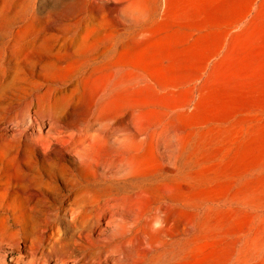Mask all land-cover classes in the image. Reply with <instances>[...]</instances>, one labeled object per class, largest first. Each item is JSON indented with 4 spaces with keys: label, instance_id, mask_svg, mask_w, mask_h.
Segmentation results:
<instances>
[{
    "label": "bare ground",
    "instance_id": "1",
    "mask_svg": "<svg viewBox=\"0 0 264 264\" xmlns=\"http://www.w3.org/2000/svg\"><path fill=\"white\" fill-rule=\"evenodd\" d=\"M181 1L173 0L171 7H167L163 13L180 8ZM204 2L197 9L188 8L190 4L184 3L185 11L182 12L185 17L202 20L207 25L208 11ZM121 14L142 25L143 29L134 37L124 40L112 61L106 62L105 67L87 81L85 93L80 96L77 107L84 110L100 100L96 117L100 124L105 125L116 114L126 118L125 124L132 131L119 138L104 135L105 132L78 135L77 138L65 135L63 129L58 130L53 123L56 108L48 105V121L36 120L33 133L38 137L32 140L29 149L23 151V156H27L24 165L30 171L40 172L37 164H46L44 171L48 174L56 168L60 169V180L72 194L66 217L77 231L69 233L58 224L42 225L40 221L26 236L36 238V242L30 239L29 244L21 241L19 235L22 226L13 217L16 223L7 224L5 230H1L0 238H7L18 252H21L24 244L32 253L31 259L34 257L36 261L35 256L39 258V263L32 260L28 264H264V179L260 176L255 181L246 179L247 174L254 175V171L264 172V151L249 165L246 161L251 145H255L257 140L256 134L248 144L237 141L232 145L233 159L219 170L220 173H214L212 167L213 128L210 123L214 104L213 85L219 82L220 87L225 88V76L229 72L210 70L206 63L198 76L184 74L192 72L195 67L192 55H163L168 46L166 40L159 38L148 41L145 36L144 27L149 14L146 0H123ZM236 27L222 32L225 41L242 33V30L234 33ZM107 33V29L102 30L101 22L93 23L78 41V49L100 46L106 41ZM28 101L27 104L31 105ZM162 116L168 119L160 134V145L155 148L154 136L147 140L144 127L159 123ZM47 124L51 132L45 134ZM177 126H182L185 131L179 139L180 145L190 147L192 155L198 159L196 174L189 173L187 179L171 182H146L158 174L161 165L156 153L161 147L166 150L170 146L168 132ZM74 137L75 140L70 141ZM34 148L39 155L33 154ZM53 151L70 158L68 164L53 159L50 156ZM69 165L83 172L78 182ZM18 170L19 174L35 178L29 171ZM66 172H71L73 178ZM4 176L8 184L17 174L11 168H5ZM97 178L124 182L139 180L141 184L134 191L118 193L110 189L100 194L86 186ZM38 179L41 180L40 185L49 183L41 174ZM253 182L256 184L252 186ZM234 184L240 186L233 187ZM14 193L18 194L19 190ZM40 195L41 187L35 191V196L39 198ZM213 198H220L225 204L245 207L254 214L238 216L232 215L233 210H230V213L217 216L206 210L199 216L196 211ZM174 211H179L183 220H170ZM241 217L244 226L237 224ZM214 230L220 231L218 234L221 238L238 231L244 236L243 244L237 250L239 240L223 244L222 240H217L218 234L214 235Z\"/></svg>",
    "mask_w": 264,
    "mask_h": 264
},
{
    "label": "rangeland",
    "instance_id": "2",
    "mask_svg": "<svg viewBox=\"0 0 264 264\" xmlns=\"http://www.w3.org/2000/svg\"><path fill=\"white\" fill-rule=\"evenodd\" d=\"M122 2L123 0H0V232L5 230L7 224L16 223L13 217L22 226V233L19 235L21 241L29 244L36 242V238L32 236L26 238V236L31 234L40 221L42 225L58 224L69 233L77 231L66 217L71 202L68 200H72V194L65 189L60 180V169L56 168L53 173L48 174L44 171L46 164H37L40 172L30 171L24 165L27 156H23V151L29 149L32 140L38 137L33 133L35 122L48 119L46 112L48 105L56 108L53 123L57 125L58 130L63 129L65 135H73L77 138L78 135L105 132L104 135L119 138L122 134L132 131L125 124L126 118L116 114L105 125L100 124L96 120L100 100L84 110L77 107L80 96L85 93L87 81L95 72L112 61L124 40L134 37L143 29L142 25L121 14ZM146 2L149 14L144 27L145 36L148 37V41L159 38L166 40L168 46L163 55L175 54L180 57L192 55V63L195 67L192 72L184 74L198 76L203 64L206 63L210 70L220 69L229 72L225 76V88H221L219 82L213 85L214 104L210 123L213 128V172L220 173V169L230 164L229 160L233 159L231 148L235 142L248 144L251 137L256 134L255 145H251V150L246 156L249 165L264 151V23L260 26H249L242 30V33L225 41L222 32L232 30L235 26H219V30L213 33L212 25H206L202 20L185 17L182 12L185 11V4L178 9L162 12L160 17H156L158 10L154 8L151 0ZM213 6L225 10L230 6V1L213 2ZM252 6L241 18L234 20L243 22L238 31L245 28L250 21H261L260 16L264 14V0H256ZM221 13L223 14L224 11L221 10ZM208 21H210L209 16ZM95 22L102 23V30L107 29L106 41L98 47L78 49V41L86 29ZM100 63L104 64L100 65ZM238 70L239 72L234 73ZM36 91L43 93L38 96ZM27 101L31 102V105L27 104ZM162 118L159 123L144 127V136L148 137L147 140L151 135L154 136L155 148L160 145L159 142L162 140L160 134L163 133L162 129L168 119L164 116ZM48 125L46 129L44 127L45 134L51 132ZM13 128L15 131L11 130ZM174 130L168 132L170 146L166 150L161 147L156 153V159L161 165L158 174L147 179L146 182H171L187 179L189 173L196 174L197 157L192 155L190 147L183 148L179 142L185 131L182 126H177ZM27 135L29 138H26ZM75 137L72 140L70 138V141H74ZM33 151V154L39 155L37 149L34 148ZM50 156L60 163L68 164L70 160L61 152L58 154L53 151ZM68 167L74 171L75 181L78 182L83 177V172L72 165ZM5 168H11L17 174L8 184L4 176ZM19 168L29 171L35 178L19 174ZM254 172L252 173L254 175L247 174L248 181H255L258 176L264 179V172ZM39 173L49 182L48 184H39L41 182L38 179ZM66 173L73 178L71 172ZM91 181L92 184L86 185L87 188L100 194H105L110 189L118 193L134 191L141 184L139 180L127 181V183L97 178ZM255 184L253 182L252 186ZM238 186L240 185L234 184L233 187ZM40 187L42 196L38 198L35 196V191ZM16 190H19L18 194L14 193ZM204 205L196 211L199 216L206 210L217 216L230 213V210H233L232 215L254 214L245 207L225 204L224 201L222 203L220 198H213ZM46 215H49L48 219ZM170 220H183L182 214L174 211ZM237 224L244 226L242 217ZM224 229L227 230L226 227ZM218 233L219 230H214V235ZM216 237L227 245L231 241L239 240L237 250L243 244L244 236L237 231L228 233L225 238H221L219 234ZM0 243V260H3L0 264H28V261H35L34 257L31 259L32 253L24 244L21 252H18L7 238H0ZM35 258H37L35 263H39V258L37 256Z\"/></svg>",
    "mask_w": 264,
    "mask_h": 264
},
{
    "label": "crops",
    "instance_id": "3",
    "mask_svg": "<svg viewBox=\"0 0 264 264\" xmlns=\"http://www.w3.org/2000/svg\"><path fill=\"white\" fill-rule=\"evenodd\" d=\"M166 1H167V3H166ZM172 1L173 0H171V3H170V0H151V2L153 3L154 8L156 10H158V14L156 15V17L157 16L160 17L162 12H163V10H166L167 7L169 9L171 7ZM192 1L193 2H191L189 0H182L181 2H182L183 5H184V3H186V4L188 3V5L190 4V6L188 8L197 9L198 7L203 6L201 4H203V1H205L204 2L205 3V8H206V11H208V16L210 18V21H209L208 25H212V32L213 33H215L216 30H219L218 29L219 26H231V27L232 26H237L233 30V32L234 33H238L239 32L238 28L240 29V27L243 24V22H242V20H237V21H234V20L241 18V16L245 12H247V10L250 7H253L252 5L255 3L256 0H249V1L248 0H229L230 1V6L228 8H225V10L222 9V8H214V6H213V2L218 3V2H221L223 0H192ZM248 2H249V5H248ZM252 2H253V4H252ZM164 3H165V5H164ZM195 3H197L199 6L196 5ZM215 10H218V11H215ZM221 10L224 11L223 14L221 13ZM172 15L173 14H171V16ZM216 15H218V16L216 17ZM153 19H155L154 16H153ZM223 19L228 20V21H225ZM260 19H261V21H250L249 23L246 24V27L241 29V30H244L247 27L253 26V25H255V26L262 25L264 23V14L260 16Z\"/></svg>",
    "mask_w": 264,
    "mask_h": 264
}]
</instances>
